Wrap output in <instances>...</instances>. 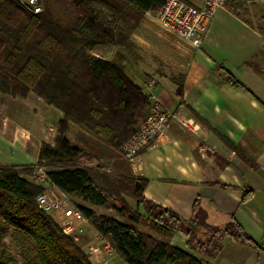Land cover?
Returning <instances> with one entry per match:
<instances>
[{
	"label": "trees",
	"instance_id": "16d2710c",
	"mask_svg": "<svg viewBox=\"0 0 264 264\" xmlns=\"http://www.w3.org/2000/svg\"><path fill=\"white\" fill-rule=\"evenodd\" d=\"M167 1L40 0L41 10L34 13L19 0H0V94L20 100L34 95L62 113L54 144L42 143L35 166L0 167V264H92L39 208L44 187L33 181L37 167L45 169L46 184L70 198L126 264H203L172 244L176 233L205 258L218 255L225 238L264 253L234 217L219 228L198 211L187 224L146 199L148 180L132 171L125 145L140 133L155 101L128 72L145 86L156 76L139 73L142 57L133 35L146 14L157 15ZM99 46L111 47V56L94 54ZM217 72L229 86L253 96L230 71L219 66ZM184 79L171 78L180 100ZM213 131L251 169L261 171ZM248 199L247 193L243 203Z\"/></svg>",
	"mask_w": 264,
	"mask_h": 264
},
{
	"label": "crops",
	"instance_id": "0c3cea01",
	"mask_svg": "<svg viewBox=\"0 0 264 264\" xmlns=\"http://www.w3.org/2000/svg\"><path fill=\"white\" fill-rule=\"evenodd\" d=\"M186 1L197 8L203 4L202 0ZM141 29L149 36L139 35ZM133 41L140 52L154 46L162 68L173 71L166 74L159 67L162 75L155 76L148 86L141 78L140 85L163 109L193 118L199 125V131L193 133L172 124L157 145L133 164L134 175L148 180L144 197L187 224L198 211L205 213L209 225L219 228L234 217L264 249V76L254 64L264 47V0H227L199 50L178 45L156 27L145 25L139 27ZM147 57L142 56L141 64L148 63ZM219 66L243 82L253 96L229 86L217 72ZM172 76L185 77L181 100ZM61 119V112L34 95L19 100L0 94V167L35 166L42 143L54 144ZM213 130L261 171L251 169ZM43 187L61 196L56 187ZM247 193L249 199L243 203ZM78 235L92 264H126L88 222L78 229ZM172 244L203 264H264V253L230 238L223 239L221 252L213 258L194 251L182 233L175 234Z\"/></svg>",
	"mask_w": 264,
	"mask_h": 264
},
{
	"label": "built area",
	"instance_id": "2783aa9c",
	"mask_svg": "<svg viewBox=\"0 0 264 264\" xmlns=\"http://www.w3.org/2000/svg\"><path fill=\"white\" fill-rule=\"evenodd\" d=\"M19 1L34 13L41 10L39 0ZM202 1V7L197 8L183 0H168L157 15L147 13L146 17L154 21L164 36L175 39L178 45H188L199 50L217 11L227 3V0ZM172 124H178L184 130L193 133L199 131V125L193 118H184L178 113L169 112L155 101L150 117L140 133L125 145L127 158L132 164L138 161L142 152L156 146ZM36 170L34 183L44 186L45 169L37 167ZM68 200L63 193L56 196L47 191L37 197L39 208L54 219L66 236L79 242L78 229L87 220L80 211L69 204Z\"/></svg>",
	"mask_w": 264,
	"mask_h": 264
},
{
	"label": "rangeland",
	"instance_id": "374dc122",
	"mask_svg": "<svg viewBox=\"0 0 264 264\" xmlns=\"http://www.w3.org/2000/svg\"><path fill=\"white\" fill-rule=\"evenodd\" d=\"M146 26L147 28H151V29H155L159 31V33L161 35H163V33H161V31L158 29V27L156 26V24L154 23V21L150 18L145 17L144 21L142 22L141 26ZM140 26V27H141ZM139 35L141 36H149L148 33H145L144 30H139L138 31ZM154 45L157 46V41L154 42ZM166 47V46H165ZM153 49H147L144 50L143 48H141V52L140 55L141 57L143 56L145 58V56H148L147 59H149L148 63L146 64H141V67L139 69V73L142 74L143 72H149V75L152 74H156V76H158L157 71L159 70V67H163V64H161L159 62V58L157 57L155 51H154V46L152 47ZM158 48V47H157ZM162 48V47H161ZM166 49H169L168 47H166ZM92 52L98 56L101 57H106L109 58L112 54V48L111 47H104V46H99V47H95ZM147 59H144L145 61ZM254 64H257L259 67V70L257 71L259 73V75L264 76V47L263 50L260 52L259 56L257 57V59L254 61ZM165 66V65H164ZM166 68V66H165ZM162 70L167 74L172 73L173 71L171 69H164L162 68ZM154 72V73H153ZM129 75L131 76V78L137 83V84H141L140 77L136 76L135 73H132L131 71L128 72ZM146 74V73H145ZM32 96V95H31ZM29 98V97H28ZM27 98V99H28ZM34 98V97H31ZM26 99V100H27ZM20 100V99H19ZM34 104V102H33ZM75 135H76V129L75 126L71 127V138L75 139ZM34 181V180H33ZM69 200V204L73 207L72 205V200L70 198H68ZM128 203L131 205L132 208L135 207V202L132 201V199L127 198ZM78 244L81 243V240H79V242H77ZM81 245V244H80ZM110 249V247H109Z\"/></svg>",
	"mask_w": 264,
	"mask_h": 264
},
{
	"label": "water",
	"instance_id": "95a60500",
	"mask_svg": "<svg viewBox=\"0 0 264 264\" xmlns=\"http://www.w3.org/2000/svg\"><path fill=\"white\" fill-rule=\"evenodd\" d=\"M40 1V0H39Z\"/></svg>",
	"mask_w": 264,
	"mask_h": 264
}]
</instances>
